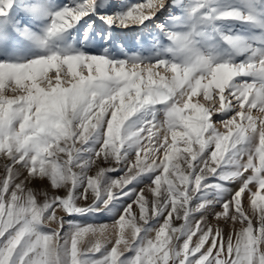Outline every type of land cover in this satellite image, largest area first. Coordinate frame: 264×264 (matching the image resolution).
Returning <instances> with one entry per match:
<instances>
[{"label": "snow or ice", "instance_id": "snow-or-ice-1", "mask_svg": "<svg viewBox=\"0 0 264 264\" xmlns=\"http://www.w3.org/2000/svg\"><path fill=\"white\" fill-rule=\"evenodd\" d=\"M20 8L49 22L22 40L0 25V55L46 51L0 60V264H264V39L236 27L264 33V0ZM136 28L150 44L130 51L114 33ZM117 211L111 226L76 219Z\"/></svg>", "mask_w": 264, "mask_h": 264}, {"label": "rangeland", "instance_id": "rangeland-1", "mask_svg": "<svg viewBox=\"0 0 264 264\" xmlns=\"http://www.w3.org/2000/svg\"><path fill=\"white\" fill-rule=\"evenodd\" d=\"M70 0H53V10H58L59 7H63L64 4H69ZM113 2H118V0H113ZM130 2H134V0H130ZM24 10H22L20 8V0H14L11 9L8 10V14L5 17H0V25H7L8 27H10L12 29V31H14L16 33V35L18 37L21 38V40L23 39V34L26 31L29 32H35L39 35H43L44 33V29L47 27V24L49 21H34L32 23H28L26 22L24 19H21V16L24 15ZM167 15V14H165ZM81 24H83V21H81ZM230 26V25H229ZM77 28H80V25L76 26ZM238 29L242 28L244 31V34L250 39H264V33H260L259 35H256L255 30L252 28L251 25H244V26H236ZM153 28H155V25H153ZM82 31V29H81ZM76 29H72L71 33L75 34ZM150 32L151 30H145L143 32H141L138 28H136L135 30H120V29H116L115 30V36H116V40L119 44H122L127 50L130 51H136L139 50L141 45L143 44L144 46H148L150 44ZM73 41L71 40V36L70 35H66L65 36V40L64 43L65 45L67 43H72ZM46 54L45 50H42L40 47L34 45V44H28V43H22L20 45L17 46V50L11 54L8 57H5L4 55H0V60H4V59H8L12 62H27L28 60L31 59H35L38 58L41 55ZM54 72H49L50 76H54ZM197 99H201V97H194L193 98V102H195ZM218 107V104H217ZM186 114H192L195 115L194 112H187ZM256 114V110H253V115ZM217 127H220L219 125H217ZM179 131V129H178ZM221 131H223V129L221 128ZM169 142H171V137H169ZM183 142L178 140V147H183ZM2 159V158H0ZM95 169L93 170L92 175L95 174ZM109 175H112L113 178H117L119 174H115V173H110ZM229 187H235V185H228ZM30 187L33 188L34 191H41V190H46L49 192L50 195H55L57 193H59L60 195H64L63 190H59V189H52L50 182L45 180H39L36 179L35 181H33V183L30 185ZM139 187H144L143 184L141 183L139 185ZM154 187V186H153ZM252 188L253 191H255V188L253 186H250ZM262 195H264V193H261ZM145 195L151 199V194L149 192H147V190L145 191ZM248 193H245L244 197H243V203L247 206L248 205ZM40 200H42V197H39ZM130 202V201H129ZM247 210V209H246ZM133 211L137 214L138 217V212L139 209L138 207H136L135 205L133 206ZM119 211H117L116 213H101L98 216H94V217H77V221L80 223H87V224H94V225H109L111 226L115 220H117L119 218ZM58 215H63L62 212H60L58 210ZM199 215V214H197ZM208 219L210 220V222L212 223L213 227H220L222 229H224V234L225 236L228 234V232L230 231V225H225V223L223 221H215L213 219L212 216H209ZM162 222V220H161ZM182 223V221H176L175 219H173V226L174 227H179L180 224ZM50 228H54L55 225L51 224L49 225ZM130 232V230H129ZM155 233L152 234L153 238H154ZM114 241L115 237L114 235L111 237ZM89 240H94L95 237H89ZM196 242V237L193 238V243L190 245L194 246ZM111 247V245H109V248ZM207 247V245L205 246ZM128 255H131L130 253Z\"/></svg>", "mask_w": 264, "mask_h": 264}]
</instances>
